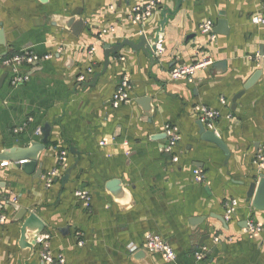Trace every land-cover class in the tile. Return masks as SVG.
<instances>
[{"label":"crops","instance_id":"obj_1","mask_svg":"<svg viewBox=\"0 0 264 264\" xmlns=\"http://www.w3.org/2000/svg\"><path fill=\"white\" fill-rule=\"evenodd\" d=\"M148 1L0 0V151L41 141L42 129H51L31 173L18 162L0 161V190L8 198L0 264H49L38 246L46 233L65 264H264V230L253 238L244 230L248 220L264 226V210L249 199L262 174L253 160L264 146V64L255 60L264 52V24L252 17L264 0H162L143 26L132 24L131 8ZM72 18L84 20L78 33ZM208 20L215 25L214 39L200 31ZM101 29L109 30L106 43L112 45L160 35L163 54L150 58L125 45L111 54L94 83L105 68L106 43L97 41ZM21 50L51 57L29 67L28 82L13 85L3 60ZM206 56L214 63L198 71L194 83L170 78L174 65ZM89 66L94 73L78 81ZM124 76L132 82V100L114 108L112 96ZM197 104L221 113L214 132L227 151L202 139ZM168 123L180 128L178 162L165 150ZM196 167L204 170L206 183L195 181ZM55 169L48 186L45 176ZM113 179L120 180L117 192L109 187ZM80 190L88 192L89 205L77 195ZM231 199L239 205L226 222ZM30 213L45 227L34 245L22 240ZM148 232L167 240L174 261L159 253H131ZM197 252L205 258L197 260Z\"/></svg>","mask_w":264,"mask_h":264},{"label":"built area","instance_id":"obj_2","mask_svg":"<svg viewBox=\"0 0 264 264\" xmlns=\"http://www.w3.org/2000/svg\"><path fill=\"white\" fill-rule=\"evenodd\" d=\"M161 4L162 0H149L146 3L134 5L129 13L130 21L134 25L143 26L144 23L153 15L155 8L160 6ZM252 21L255 24H264V5L263 10L253 15ZM214 26L215 25L213 21L208 20L200 24V31L206 34H210L211 38L214 39L216 37V34L214 33ZM114 30L115 28L110 29V31L112 32ZM108 32L109 30L107 29L99 30L97 32V41L99 43H106L108 38L106 35ZM140 32L145 33L143 29H141ZM95 50L96 47L92 46L89 49V52L93 53ZM154 54H156L157 56L163 54V45L161 39L158 40ZM50 57L51 55L49 54L39 55L32 51L21 50L7 58H4L3 64L11 74V83L13 85H20L30 80L31 75L29 73V67L36 66L37 64H40L43 60L48 59ZM255 60L259 65L264 64V52L260 54L258 53L255 56ZM213 63V59L210 56H206L193 63L176 64L170 70V78L175 81L184 80L188 83H194L196 73L202 69L208 68L209 66L213 65ZM92 73H94V68L93 66H89L85 72L81 73L78 76V81L82 83L86 82L88 80V75ZM132 91L133 85L130 78L128 76L122 77L121 80L118 82L116 90L112 96V106L114 108H118L123 104L131 102ZM220 100L223 104L227 103V100L224 97H221ZM193 109L195 113H197L199 119L203 123H205L208 130L216 131L218 119L221 117V113L217 109L208 107L204 104H197L194 106ZM21 129V127H18L15 129V131L18 132ZM165 132L167 135V144L165 150L172 154L173 162H178L180 157L175 152V150L176 147L179 146L181 139L180 128L175 124L168 123L165 125ZM37 134H41L40 129L37 130ZM101 144L104 145L105 141H102ZM66 154V151H62L60 153L61 162L64 161ZM253 162L257 166L258 171L264 173V146L257 153ZM57 172L58 171L55 169L45 176L46 183L48 186L53 183ZM193 175L196 182H207L206 174L202 168H194ZM77 195L84 201L86 205L90 204V196L86 190L78 191ZM7 200L8 198H6L2 193V190H0V226L4 224V222L8 218V214L5 208ZM10 201L12 203H16L17 198H11ZM238 205L239 203L236 199H231L225 204L224 219L226 222L230 221L232 217L236 214ZM244 230L247 236L253 238L261 235L264 230V226L260 222L248 220L247 226ZM50 243L51 234L49 233L43 234L38 239L40 258L43 261L48 262L49 264H65V256L61 253L54 254L51 250ZM140 249H145L151 253H159L162 255V258L167 262H172L176 259V253L174 249L170 246V244L167 242V240L160 234L154 232L146 233L144 244L141 247L137 245L132 246L131 253L134 254ZM205 254V252H197V260H203L206 256Z\"/></svg>","mask_w":264,"mask_h":264},{"label":"water","instance_id":"obj_3","mask_svg":"<svg viewBox=\"0 0 264 264\" xmlns=\"http://www.w3.org/2000/svg\"><path fill=\"white\" fill-rule=\"evenodd\" d=\"M178 5H180V0H178ZM70 23L74 24V32L78 33L83 25L84 20H76L72 18L70 20ZM69 23V24H70ZM221 24H225V21H221ZM160 39V35H157L155 38H148L145 34H142L139 38L138 42H135L130 39H125L122 43L119 44H108L106 43L104 48L106 49V60H105V68L102 72L98 73L94 78V83H96L97 79L100 77V75L104 74L105 70L108 67L109 64V57L112 53L117 52L120 50L123 46L129 45L133 49H142L144 52L150 57L154 58L152 54H154V51L156 50V45L158 43V40ZM0 42L3 41V32L0 30ZM261 72L256 73L245 85V89L252 86L260 76ZM2 80L0 81L1 84ZM150 98H140L138 102L146 103L149 102ZM150 108H146V111H148L149 114ZM50 126L47 124L42 129L43 139L41 141H33L30 145L26 147H15L10 148L8 150L0 151V161L3 160H10L14 162H18L20 166L27 172H32L34 167L39 165V155L42 151H44L47 148V143L49 141L50 136ZM200 133L202 135V139L208 140L211 142H214L224 150H228L226 148V145L223 143V141L220 139V137L214 132L213 130H207L203 123H200ZM39 174L42 172V170H39ZM71 169L67 170L66 175L64 176V181L69 179V172ZM120 180L113 179L109 183V187L113 192H117L120 190L119 184ZM249 199H251L252 206L255 209L258 210H264V173L260 175V178L258 179L257 183H253L250 188V194ZM27 211H23V215H26ZM37 216L34 213H30L29 216H26L24 219L23 224V230H22V240L26 243V239L30 240V242L36 244L37 238L40 234V231H42L45 227L44 224L39 222ZM36 223V224H35ZM33 229V230H31ZM29 230L33 231L34 234L29 235ZM142 252H149L145 249H140L136 251L134 254L142 255Z\"/></svg>","mask_w":264,"mask_h":264}]
</instances>
